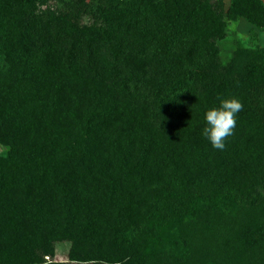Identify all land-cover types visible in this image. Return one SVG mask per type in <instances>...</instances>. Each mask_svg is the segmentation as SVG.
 <instances>
[{
	"label": "trees",
	"instance_id": "1",
	"mask_svg": "<svg viewBox=\"0 0 264 264\" xmlns=\"http://www.w3.org/2000/svg\"><path fill=\"white\" fill-rule=\"evenodd\" d=\"M240 17L264 31L262 0H0V264L62 240L83 264H264V48H232ZM229 96L218 149L204 113ZM204 177L219 193L189 196Z\"/></svg>",
	"mask_w": 264,
	"mask_h": 264
},
{
	"label": "rangeland",
	"instance_id": "2",
	"mask_svg": "<svg viewBox=\"0 0 264 264\" xmlns=\"http://www.w3.org/2000/svg\"><path fill=\"white\" fill-rule=\"evenodd\" d=\"M231 1L232 0H223V3H224L226 8L229 6ZM262 2L264 3V0H262ZM62 3L63 2H61L60 4H62ZM61 8H63V7H61ZM230 30L234 31L233 32L234 33V39L230 40V42H232L231 43L232 48L234 47V44L236 42L240 46L248 48V49L264 48V31L260 30L257 26L252 24L247 18H245V17L238 18L237 22H233V24L230 25ZM223 46L226 48V43H224ZM229 46H230V44H229ZM5 74H6L5 59H4L3 54H1V51H0V85L1 86L3 85V76ZM5 78H4V80H5ZM23 92H26L28 94H32L33 88L31 87V85L25 86L23 88ZM25 98L27 101L24 104V108L28 112L33 111L36 107V103H34L32 101V98L30 97V95L26 96ZM39 104L40 103H38V106H39ZM40 107H38V108H40ZM7 154H8V148L4 145H0V157H6ZM166 163L170 164L169 161H166ZM169 169L171 171L170 172L168 171V172L170 174H172L173 168H171L169 166ZM96 170H98V168ZM175 186H177L175 183L172 184V186H170L169 184H165L162 182L156 183V184L150 186V188H151V191H150L151 200L154 203L157 202L159 204L158 207H161L168 200L173 198L174 193L178 189ZM216 188H217V184L208 180L206 177H204L203 180L199 181L198 185H196V186L185 187V189H187L189 196H191L192 194H195V193L199 194L202 192L219 193ZM217 208L218 209L221 208V209H219L220 211H222L224 209H227V210L229 209L227 206V203H225V202L223 205H220ZM75 248L76 247L74 245V241H70V240L58 241L56 243L55 256L53 258H49L48 256H46L43 263H36V264H51V262H54L57 264H83V262L72 260L71 255H72V252ZM75 250H77L80 253V255L83 256V255H86L88 252H91V250L93 251V246L90 244H86V243H84V244L79 243L77 249H75ZM109 251L115 252L116 249L113 248ZM18 258L16 259L17 262H20V261L25 262V260H23V259L21 260V258L20 259H18ZM161 258L163 260H165L166 257L164 256V254H162ZM222 262H220V261L218 262V260H215V261H211L209 263H203V264H222Z\"/></svg>",
	"mask_w": 264,
	"mask_h": 264
},
{
	"label": "clouds",
	"instance_id": "3",
	"mask_svg": "<svg viewBox=\"0 0 264 264\" xmlns=\"http://www.w3.org/2000/svg\"><path fill=\"white\" fill-rule=\"evenodd\" d=\"M242 108V101L235 96L222 98L218 106L207 108L201 135L212 147L218 149L225 147V140L232 135L237 123V114Z\"/></svg>",
	"mask_w": 264,
	"mask_h": 264
}]
</instances>
